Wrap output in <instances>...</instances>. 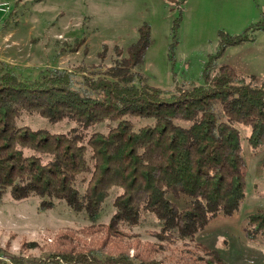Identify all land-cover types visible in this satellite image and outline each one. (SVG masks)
<instances>
[{
	"label": "trees",
	"instance_id": "16d2710c",
	"mask_svg": "<svg viewBox=\"0 0 264 264\" xmlns=\"http://www.w3.org/2000/svg\"><path fill=\"white\" fill-rule=\"evenodd\" d=\"M177 1L181 8L186 0ZM259 27L264 24L252 26ZM236 37L226 44L241 42ZM150 41V29L143 25L128 54L107 69L54 67L25 76L0 62V187L10 188L16 199L38 195L42 208L65 200L93 219L116 186L121 190L110 227L136 223L149 211L162 223L160 234L173 241L193 236L218 214L235 212L245 197L236 124L251 126L252 146L264 144V82L237 79L233 68L223 64L190 87L152 85L135 69ZM19 108L38 110L52 120L67 117L81 127L104 120L115 124L88 137L79 127L52 133L18 126ZM130 116L151 121L135 127ZM246 231L258 238L264 211L247 215ZM0 264L162 263L71 247L40 259L12 255Z\"/></svg>",
	"mask_w": 264,
	"mask_h": 264
},
{
	"label": "rangeland",
	"instance_id": "374dc122",
	"mask_svg": "<svg viewBox=\"0 0 264 264\" xmlns=\"http://www.w3.org/2000/svg\"><path fill=\"white\" fill-rule=\"evenodd\" d=\"M6 1L9 8L0 10V62L25 76L54 67L107 69L128 54V46L147 25L151 41L135 69L152 85L190 87L223 64L233 68L237 79L264 82V27L252 28L257 22L264 24V0H186L181 8L177 0ZM235 36L241 42L226 44ZM130 119L135 127L151 121ZM15 122L52 133L79 127L86 137L95 131L106 133L115 124L104 120L81 127L67 117L52 120L38 110L22 108ZM236 126L243 146L245 197L235 212L214 216L193 236L164 238L161 221L149 211L136 223L120 221L110 227L114 199L121 190L116 186L93 219L65 200L42 208L38 195L16 199L10 188L0 187V259H40L52 250L72 247L125 252L136 261L162 264H264V231L256 239L246 231L247 215L264 211V144L252 146L251 126ZM24 152L34 153L27 148Z\"/></svg>",
	"mask_w": 264,
	"mask_h": 264
},
{
	"label": "built area",
	"instance_id": "2783aa9c",
	"mask_svg": "<svg viewBox=\"0 0 264 264\" xmlns=\"http://www.w3.org/2000/svg\"><path fill=\"white\" fill-rule=\"evenodd\" d=\"M9 8V2L8 1H2L0 2V10L6 11Z\"/></svg>",
	"mask_w": 264,
	"mask_h": 264
}]
</instances>
